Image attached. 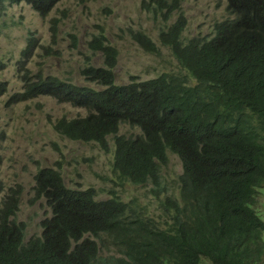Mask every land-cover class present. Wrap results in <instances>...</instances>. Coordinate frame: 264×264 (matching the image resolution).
<instances>
[{
	"label": "trees",
	"instance_id": "16d2710c",
	"mask_svg": "<svg viewBox=\"0 0 264 264\" xmlns=\"http://www.w3.org/2000/svg\"><path fill=\"white\" fill-rule=\"evenodd\" d=\"M9 1L28 2L46 16L59 0ZM155 3L166 21L180 9L178 0ZM257 5L263 21L250 35ZM228 9L235 19L220 22L213 38L184 41V14L160 31V43L171 48L185 73L162 72L146 80L132 75L129 83L116 84L118 51L109 47L108 67L82 70L101 88L53 75L37 74L34 81L25 64L36 39L28 38L20 65L24 90L9 103L49 95L87 109L84 117L57 118L54 129L73 140L96 142L105 152L114 144L118 178L151 183L157 198L169 188L162 175L169 153L177 154L180 190L179 197L161 200L164 219L159 220L115 190L98 199L93 187L71 188L60 168L46 165L36 175L33 200L44 197L53 214L42 222V234L24 244L27 225L12 219L23 187H10L0 204V264H264V215L257 206L264 193V0H230ZM58 22L52 19L54 38ZM130 31L143 50L160 53L144 30ZM102 40L96 39L99 45ZM7 90L0 82V96ZM124 124L141 132L118 134ZM97 239L104 247L111 242L117 254L103 255Z\"/></svg>",
	"mask_w": 264,
	"mask_h": 264
},
{
	"label": "rangeland",
	"instance_id": "374dc122",
	"mask_svg": "<svg viewBox=\"0 0 264 264\" xmlns=\"http://www.w3.org/2000/svg\"><path fill=\"white\" fill-rule=\"evenodd\" d=\"M144 1L146 5L152 2L61 0L43 16L27 2L3 0L0 9V82H6L8 90L0 96V202L10 187L19 184L23 187L19 210L12 219L26 223L24 243L41 235L43 220L52 215L45 199L33 200L36 175L46 165L60 168L66 185L71 188L93 186L98 199L110 197L111 190H115L121 198L135 201L147 214L159 220L164 219L161 200L167 195L179 197L178 176L182 173V163L177 154L169 153V163L162 169L163 184L167 183L169 188L157 198L150 192L151 183L138 185L118 178L113 169V152H105L95 142L70 139L54 129L57 118L84 116L87 114L85 109L59 103L46 95L9 103L14 93L24 90V70L18 68V60L27 47L30 34L36 39L34 53L27 62L31 74L35 77L36 74L56 75L79 84L96 86L85 76L80 77L79 69L88 62L103 64L102 54L93 53L88 41L99 32L100 26L104 27L109 43L119 50L114 73L116 82L123 84L130 81L131 75L146 80L162 72L185 73L171 48L162 45L159 38L160 31L180 12L187 18L183 40L213 35L215 23L228 16L227 3L220 0H178L180 9L166 22L163 14L155 13L152 7L144 5ZM54 17L61 19L55 38L51 32ZM130 29L144 30L158 44L160 53L143 50L132 38ZM72 34L77 36V46L72 43ZM194 83L195 80L190 82L191 85ZM120 131L127 135L137 134L140 128L124 124ZM257 200L264 215V193H259ZM262 237L264 239V231ZM97 240L103 255L116 253L111 242L104 247L101 240Z\"/></svg>",
	"mask_w": 264,
	"mask_h": 264
},
{
	"label": "clouds",
	"instance_id": "9594fccd",
	"mask_svg": "<svg viewBox=\"0 0 264 264\" xmlns=\"http://www.w3.org/2000/svg\"><path fill=\"white\" fill-rule=\"evenodd\" d=\"M59 1H61V0H59ZM58 1V2H59ZM152 2L149 4V5H151L152 6V8L154 7V5L156 4L155 3V0H151ZM21 2H23V1H21ZM25 2V1H24ZM58 2L56 3V4H58ZM220 2H226L227 3V10H228V16L226 15L225 17H223L221 20H218L216 23H215V32H214V34L213 35H211V36H209L210 38H213V37H215L216 35H217V33H218V24L220 23V22H222V21H224V20H227V19H229V17H231V20H234L235 19V17H236V15L235 14H233V13H231V10L230 9H228V6L230 5V0H220ZM28 3V2H27ZM28 4H30V3H28ZM55 4V5H56ZM31 5V4H30ZM55 5H54V7H55ZM144 5H146V3H145V1H144ZM32 6V5H31ZM147 7H148V5H146ZM53 7V8H54ZM257 7V12H256V14H255V18H254V20H253V22H251V24H250V27H249V31H250V35H254L257 31H258V29L261 27L260 26V24L262 23V21H263V17H262V11H261V8H260V5H257L256 6ZM32 8H33V6H32ZM53 8H52V10H53ZM149 8V7H148ZM34 9V8H33ZM154 9V8H153ZM35 10V9H34ZM51 10V11H52ZM179 10V9H178ZM35 11H37V10H35ZM50 11V12H51ZM155 11V10H154ZM177 11V10H176ZM176 11H174L173 13H172V15H171V17H170V19L169 20H171V18L173 17V15H174V13L176 12ZM38 12V11H37ZM49 12V13H50ZM39 13V12H38ZM156 13V12H155ZM158 13H160V12H158ZM161 14H163V13H161ZM179 14H184L183 12H180ZM179 14H178V16H179ZM232 14V15H231ZM164 15V14H163ZM185 15V14H184ZM177 16V17H178ZM186 17V16H185ZM54 18H56V19H59V22H58V27H59V23H60V21H61V19L59 18V17H54ZM53 19V18H52ZM164 19H165V17H164ZM169 20H165L166 22H168ZM176 20V19H175ZM174 20V21H175ZM173 21V22H174ZM172 22V23H173ZM171 23V24H172ZM170 24V25H171ZM52 25V24H51ZM100 28V30H99V32L98 33H95L93 36H92V38L88 41V47H89V49L91 50V51H93V53H101L102 54V56H103V58H104V62H103V64L102 65H95L94 63H92V62H88L87 64H85L84 66H82L80 69H79V73H80V77H82V76H85V78H87L89 81H90V79H89V76L87 75V74H85L84 73V71H85V69H86V67L87 66H93V67H97V68H105V67H108L109 65L107 64V60H106V58H107V54H106V51H107V49L109 48V47H113L114 49H116V51H118V57H119V50H118V48L116 47V46H114V45H112V44H110L109 43V41H108V37H107V35H106V32H105V30H104V27H102V26H100L99 27ZM186 28H187V25H186ZM186 28H185V30H186ZM184 30V31H185ZM52 32V31H51ZM58 33V32H57ZM184 33V32H183ZM183 33H182V36H183ZM72 35H74V34H72ZM71 35V36H72ZM57 36V35H56ZM76 36V35H75ZM150 36V35H149ZM32 37V35L30 34V38ZM99 37H103V40H102V45H99L98 43H97V41H96V39L97 38H99ZM194 37H199V36H194ZM209 37H200V38H209ZM191 38H193V37H191ZM182 39H183V37H182ZM190 39V38H189ZM188 40V39H187ZM187 40H184V41H187ZM72 43L74 44V45H78V39H73L72 38ZM23 50H25V48L23 49ZM23 50H22V53H21V57H20V59L18 60V68H20V65L21 64H23L24 62H23V60H25L26 59V57L23 55ZM117 62H118V59H117ZM116 65H117V63L115 64V67H116ZM25 67L28 69V66H27V64H25ZM115 67H114V69H115ZM24 70V69H23ZM29 70V69H28ZM82 70H84V71H82ZM30 71V70H29ZM24 74H25V70H24ZM37 75V74H36ZM114 75H115V73H114ZM29 76L31 77V78H33V77H35V75H33V74H31V72H30V74H29ZM53 76H56V75H53ZM44 77H47V76H44ZM57 77H59V76H57ZM131 77H132V75H131ZM131 77H130V80H131ZM23 79H24V81H25V78H24V75H23ZM35 78H33V80H34ZM59 79L60 80H63V81H67V82H69V81H72V80H68V79H62V78H60L59 77ZM150 79V78H149ZM141 80V79H140ZM35 81V80H34ZM73 82V81H72ZM91 82V81H90ZM130 82V81H129ZM129 82H127V83H129ZM74 83H76V82H74ZM92 83H94V82H92ZM115 83L116 84H119V83H117L116 82V80H115ZM77 84H79V83H77ZM96 86L95 87H97V88H101L100 86H98L96 83H94ZM123 84H126V83H123ZM83 85H87V84H83ZM120 85V84H119ZM94 86V85H93ZM55 88H57V87H55ZM44 96V95H43ZM46 96H49V95H46ZM50 97H52V96H50ZM52 98H54V97H52ZM57 100V99H56ZM28 101V100H27ZM58 101V100H57ZM59 102V101H58ZM59 103H66V102H59ZM70 104V103H69ZM72 105V104H71ZM72 106H74V105H72ZM74 107H77V106H74ZM78 108H82V107H78ZM83 109H85V108H83ZM86 111H87V109H85ZM90 113L87 111V114L86 115H84V116H87V115H89ZM84 116H80V117H84ZM122 126V125H121ZM121 126H120V129H121ZM133 126V125H132ZM138 127V126H137ZM140 128V127H139ZM120 129H119V133L118 134H123V133H121V131H120ZM140 132H141V129H140ZM139 132V133H140ZM138 134V133H137ZM125 135H127V134H125ZM134 135H136V134H129V135H127V136H134ZM111 137L114 139V136L113 135H111ZM96 143V142H95ZM112 146H114V148H112V150H111V152H113V158H114V149H115V145L114 144H112L111 145V147ZM105 151V150H104ZM113 167H114V159H113ZM38 174V173H37ZM37 181V180H36ZM131 182V181H130ZM133 183V182H132ZM37 186V182H36V184H35V186H34V193H35V187ZM91 187H93V186H91ZM88 188H90V187H88ZM94 188V187H93ZM80 189V188H79ZM81 189H87V188H81ZM94 190H95V188H94ZM96 191V190H95ZM8 193V192H7ZM6 193V194H7ZM35 195H36V193L34 194V197H35ZM6 196V195H5ZM5 196H4V198H5ZM40 199H45L44 197L43 198H40ZM4 200V199H3ZM3 200L0 202V204H2V202H3ZM46 200V199H45ZM47 201V200H46ZM48 203V202H47ZM49 205V204H48ZM50 206V205H49ZM50 208H51V206H50ZM52 209V208H51ZM52 214H53V210H52ZM52 216V215H51ZM50 216V217H51ZM49 217H47V218H45L43 221H45L46 219H48ZM43 226V225H42ZM29 242V241H28ZM27 242V243H28ZM23 243H24V241H23ZM24 244H26V243H24Z\"/></svg>",
	"mask_w": 264,
	"mask_h": 264
}]
</instances>
